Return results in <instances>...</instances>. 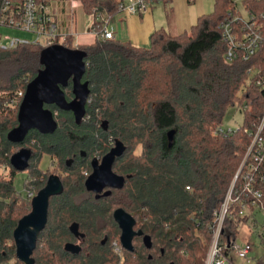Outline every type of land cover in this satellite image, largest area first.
<instances>
[{
  "label": "trees",
  "instance_id": "1",
  "mask_svg": "<svg viewBox=\"0 0 264 264\" xmlns=\"http://www.w3.org/2000/svg\"><path fill=\"white\" fill-rule=\"evenodd\" d=\"M7 1L24 2L0 0V16ZM125 1L79 0L87 16L99 15L100 27L118 14ZM243 7L260 15L264 0H245ZM234 8L235 0H214V11L201 16L190 33L174 36L158 30L149 49L99 37L92 44L75 46V37L67 36L63 46L86 52L83 82L90 87L86 115L77 123L72 112L47 106L57 112V131L51 135L31 131L22 144L7 136L18 126L20 94L44 69L47 47L28 43L0 48V167L9 168L7 176L0 174V264H23L12 262L17 259L13 234L30 212L28 192L36 183L27 177V195L22 196L15 186L19 172L10 160L14 149L30 142L36 143L27 148L33 163L48 155L68 173L64 179L58 176L64 191L50 201L49 221L39 237L34 264H204L200 255L205 256L212 243L214 211L224 203L252 143L244 128L252 129L264 116V88L255 86L249 74L250 69H264V46L250 61L240 57L232 64L225 62L227 46L220 26ZM65 93L69 101L74 98L72 84ZM236 110L242 115V128L217 135ZM118 139L127 151L113 169L127 178L125 187L97 197L85 187L91 162L97 153L107 154ZM33 163L30 171L40 173ZM33 179L44 188L41 178ZM241 183L239 179L237 185ZM257 188L264 204V162ZM118 208L138 220L156 251L136 245L134 253L124 251L120 258L112 246L115 237L105 235L106 227H113L116 237L121 235L113 218ZM248 221L249 216L237 214L227 218L224 239H235ZM73 225L83 237L71 231ZM67 244L78 245L81 251L72 253Z\"/></svg>",
  "mask_w": 264,
  "mask_h": 264
},
{
  "label": "built area",
  "instance_id": "2",
  "mask_svg": "<svg viewBox=\"0 0 264 264\" xmlns=\"http://www.w3.org/2000/svg\"><path fill=\"white\" fill-rule=\"evenodd\" d=\"M245 0H235V8L220 26L223 40L227 46L225 62L234 63L240 57L244 61H250L259 54L264 46V11L260 15L249 13L243 7ZM162 0H126L121 4L118 14L104 20L100 27V17L97 14L90 15L91 25L89 33L102 40H115L113 28L114 20L123 15L145 13L153 4L161 3ZM52 3L60 5V15L66 16L73 25L75 9L80 4L79 0H24L20 5L7 1L0 16V28H11L32 33L37 36L34 42L21 38H9L3 41L0 33V48L14 49L23 44L37 43L47 47L56 45L62 38L67 36L60 32V27L52 11ZM70 36V35H69ZM64 43V42H63ZM63 45V44H61ZM79 44L75 41V46ZM249 74L255 86L264 88V69H250ZM20 96L24 97L21 93ZM243 126V125H242ZM238 129L225 128L222 126L216 132L217 135H228ZM244 133L252 138L248 152L230 186L227 196L219 210L214 211V222L210 225L213 238L210 249L204 257V264H264L256 262L251 253L253 251L249 236L243 237L247 223L240 226L239 234L235 239L225 240L223 237L227 218L249 216L257 209L264 211L263 195L257 188V175L264 162V116L253 128H244ZM241 179V185L237 181ZM263 180V179H262ZM203 257V255H201Z\"/></svg>",
  "mask_w": 264,
  "mask_h": 264
},
{
  "label": "water",
  "instance_id": "3",
  "mask_svg": "<svg viewBox=\"0 0 264 264\" xmlns=\"http://www.w3.org/2000/svg\"><path fill=\"white\" fill-rule=\"evenodd\" d=\"M86 52L80 49H69L61 44L49 46L42 55V69L31 81L25 91L18 112V126L8 133V140L14 144H22L31 131H38L43 135L54 134L58 129L55 113L47 106H56L65 112H72L77 123H81L86 115V105L90 96L89 82H83L87 65ZM72 84L74 98L69 101L65 89ZM169 139L173 140L174 131L169 132ZM127 151V146L121 140H116L111 150L101 159L94 158L91 166L92 173L86 179L85 187L88 192L97 196L105 189L122 190L127 178L114 171V165ZM31 150L22 148L10 160L11 166L18 172H25L30 167ZM131 176H128L130 178ZM64 187L61 179L53 175L47 184L32 199V210L20 219L13 237L16 247V257L23 264H34V252L41 233L46 229L49 221V208L52 197L62 194ZM110 193V192H109ZM121 229L120 241L123 248L133 252V240L136 219L123 208L115 210L113 215ZM71 231L79 233L78 225H73ZM106 239L103 241L105 244ZM145 244L152 247L151 237L144 238ZM66 250L79 253L80 246L67 244Z\"/></svg>",
  "mask_w": 264,
  "mask_h": 264
},
{
  "label": "crops",
  "instance_id": "4",
  "mask_svg": "<svg viewBox=\"0 0 264 264\" xmlns=\"http://www.w3.org/2000/svg\"><path fill=\"white\" fill-rule=\"evenodd\" d=\"M52 9L62 35H73L78 44H92L94 42V35L88 32L87 20H90V16H87L83 10L85 17L77 16V8L75 9L74 23L70 25L68 17H59L60 5L58 3H52ZM210 13H212V6L207 5L206 0L163 1L153 4L145 13L117 17L113 23L115 40L129 43L136 48L149 49L152 45V36L156 31L165 30L174 36L190 33L198 19ZM78 18L80 20L79 27L76 23ZM244 229L242 236L246 238L249 236V230L247 227Z\"/></svg>",
  "mask_w": 264,
  "mask_h": 264
},
{
  "label": "rangeland",
  "instance_id": "5",
  "mask_svg": "<svg viewBox=\"0 0 264 264\" xmlns=\"http://www.w3.org/2000/svg\"><path fill=\"white\" fill-rule=\"evenodd\" d=\"M206 4L209 5L210 7L212 6V12H213L214 11V0H206ZM76 8H77L76 9L77 16H84L85 17V15L82 11L81 5H78ZM76 23H78V27H79V24H80L79 18H78V21H76ZM87 25L89 28L90 27V20L89 19L87 20ZM0 33L2 34L4 42H7L9 40V38H21L23 40H29L31 42H34L37 38V36L35 34L24 32L21 30H15V29H11V28H3L2 27V28H0ZM78 38L79 37L77 36V39ZM63 42H64V38H62L60 40V44H63ZM42 46L47 47L44 44ZM55 114H57V112H55ZM242 124H243L242 115L239 112H237V110H236V112L233 115H231L230 117H228L226 119L223 126L225 128L238 129L240 126H242ZM35 144L36 143H34V142H32V143L30 142V143H27L25 146H22V147L33 149ZM22 147H18L16 149H14L15 153L20 151ZM140 150H141V147L139 146L136 148L135 152L140 153ZM105 154H106L105 152H99V153H97L96 158H99L101 160L105 156ZM32 163L33 162L31 161V164ZM31 164H30V166H31ZM33 164L41 170L40 173L33 174L29 168L25 172H19L18 175L16 176V179H15L16 189L24 197L27 195L25 187H24L25 179L28 177L29 179L31 178V180H34V183H36V184L34 186H32L33 189H31L28 192V197L31 200L43 188V187L41 188L40 184L33 178H37V179L41 178L40 180L42 181V183H45V185H46L47 180L51 175L60 176L62 179H64L68 175V173H66L65 170L63 169L62 165L59 163L58 159L52 158L48 155H45L39 163L34 162ZM81 170H82V173L84 175H87L88 171L86 168L85 169L82 168ZM0 174H2L3 176H7L9 174V168H7L5 166H1L0 167ZM31 202L32 201H28V204L26 206V207H28V209L30 206V212L32 210ZM28 209L26 210V212L28 211ZM30 212H28V214ZM246 227L250 230V234H251L250 243H251L252 248H253L251 256L256 262L264 263V211L257 209L255 212H253V214H250L249 215V221H248V224L246 225ZM107 228L108 227H106V234L105 235L109 236V237L111 236V238L115 237L112 241V246L114 247V251L123 260L124 251H123L121 243H120V235H119V237H116L117 234L115 233L116 231L113 229V227L108 228V229ZM77 243H79V242H77ZM205 256L202 257L203 261H204ZM17 260L18 259L13 260L12 262L15 263V261H17Z\"/></svg>",
  "mask_w": 264,
  "mask_h": 264
},
{
  "label": "flooded vegetation",
  "instance_id": "6",
  "mask_svg": "<svg viewBox=\"0 0 264 264\" xmlns=\"http://www.w3.org/2000/svg\"><path fill=\"white\" fill-rule=\"evenodd\" d=\"M115 143V142H114ZM113 146H114V144H113ZM99 159V158H98ZM100 160V159H99ZM93 161V160H92ZM92 163V162H91ZM92 167V166H91ZM92 171H93V169H92ZM91 175V174H90ZM90 175H88V177L90 176ZM124 189V188H123ZM122 189V190H123ZM111 191H114V190H111V189H105L104 191H103V193L101 194V195H99V196H97L96 194H94V193H92V192H89V193H91V194H94L95 196H97V197H102V196H104V195H107L109 192H111ZM119 191H121V190H119ZM88 192V191H87ZM119 209V208H118ZM124 209V208H123ZM117 210V209H116ZM125 210V209H124ZM127 211V210H126ZM115 212V211H114ZM128 212V211H127ZM129 213V212H128ZM129 214H131V213H129ZM113 215H114V213H113ZM132 215V214H131ZM133 216V215H132ZM134 217V216H133ZM114 218V217H113ZM135 218V217H134ZM136 219V218H135ZM115 220V219H114ZM116 222V221H115ZM136 226H135V232H137L138 234L142 231L141 229H140V225H139V222H138V220L136 219ZM118 225V224H117ZM119 226V225H118ZM120 228V227H119ZM121 230V229H120ZM146 236H148V235H145V234H141V235H137L135 238H134V240H133V246H134V251L133 252H131V253H134L135 252V250H136V245L137 246H141V247H143L145 250H147V251H156V249H155V245H154V240L151 238V241H152V247L149 249L148 247H147V245L145 244V241H144V238L146 237ZM120 237H121V235H120ZM150 237V236H149ZM105 243H106V241H105ZM120 243H121V241H120ZM121 246H122V244H121ZM122 249H123V251H127V250H125L124 248H123V246H122ZM128 252H130V251H128ZM152 255H149V259H152Z\"/></svg>",
  "mask_w": 264,
  "mask_h": 264
}]
</instances>
